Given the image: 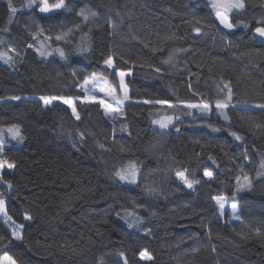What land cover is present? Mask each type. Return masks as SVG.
I'll return each instance as SVG.
<instances>
[{
    "label": "trees",
    "instance_id": "trees-1",
    "mask_svg": "<svg viewBox=\"0 0 264 264\" xmlns=\"http://www.w3.org/2000/svg\"><path fill=\"white\" fill-rule=\"evenodd\" d=\"M65 3L70 10L44 14L39 0H0V130L18 126L24 139L0 153L14 164L3 171L12 188L0 183V198L24 225L16 240L0 219V260L264 264V44L254 37L264 0H243L230 15L232 32L210 0ZM62 32L69 35L56 41ZM110 57L114 71L105 67ZM118 72H131V97L110 121L79 87L95 74L120 94ZM225 84L232 98L217 109ZM41 97L75 99L80 119ZM202 101L212 106L206 114L188 107ZM162 117L176 122L153 123ZM130 165L134 184L116 176ZM185 170L199 181L190 189L176 175ZM218 200L239 206L237 224L222 220ZM145 250L152 259H140Z\"/></svg>",
    "mask_w": 264,
    "mask_h": 264
},
{
    "label": "snow or ice",
    "instance_id": "snow-or-ice-1",
    "mask_svg": "<svg viewBox=\"0 0 264 264\" xmlns=\"http://www.w3.org/2000/svg\"><path fill=\"white\" fill-rule=\"evenodd\" d=\"M36 3V0H29V7H31L32 4ZM214 8L217 9L216 11V15L220 18V23L224 25L225 28L228 29H232L234 27V25L228 20L227 16L225 14H223L221 12V8L227 7V8H243L244 7V3L243 0H233V2L227 4L226 6L224 4L221 3H213L212 5ZM9 7L11 8L12 13L16 12V9L14 7L11 6V4L9 5ZM60 9H68V6L65 3V0H58V2L49 4V0H39V11L41 13H48V12H52L54 10H60ZM92 16H95L96 13L95 12H91L90 13ZM80 15L83 17V19L85 21H87L89 19V15L86 14L84 12V10H81ZM246 26V25H245ZM195 31L197 33H199L201 31V29L199 27L195 28ZM255 31L257 33H259L260 36L264 37V27H257L255 29ZM69 35V33H58L55 35L54 39L56 41H64L65 38ZM46 39L48 40H52L53 37L49 36L46 37ZM31 47V45H30ZM57 51L59 52V55L62 58H66L65 57V52L62 48L57 49ZM45 53H41V55H44ZM0 58H4V54L0 53ZM172 59V57H169V61L166 62H170ZM106 65L108 67H112L113 66V60L110 57L109 59H107L105 61ZM155 71L159 72L160 69L156 68ZM129 73H125V72H119L118 75L120 77V81H119V86L122 89L123 95L122 97L115 95L114 91L112 93V100L117 102V105L119 104H123L125 100L128 99L127 96V86L124 84V77L126 75H128ZM93 77H95V74H93ZM89 83L88 79L84 80V85H87ZM96 87L95 82H93V89ZM224 88L228 89L227 94H226V99L225 100H217L215 103V107L217 109H225L228 107V103L227 101H230L232 96H231V89L229 87L228 84L224 85ZM86 92L91 91L92 89H88L85 88L84 89ZM103 91V89H101ZM12 99H20L19 97H12ZM41 99L44 101L45 104L49 103L51 100H55V99H64L63 97H41ZM86 100H91V101H95L96 100V96H87L85 97ZM64 103L69 104L70 107H72V111L73 114H76V109L75 107H73L71 105V102L67 99H64ZM99 103L103 104L105 109L110 112V113H118L119 112V107H114L113 104L108 103L105 104L103 100H100ZM156 104H168V101L166 100H157L155 101ZM172 105L169 104V107H171ZM189 108H199L202 112L204 111H210L211 110V105L208 102L202 101L200 104H188ZM258 107L260 108H264V105H258ZM77 119H79V116H76ZM115 118V117H113ZM227 119V117H225ZM172 118L171 117H162L159 120L153 121V123L158 124L161 128H167L169 126V124L171 123ZM9 132L13 133L15 138H19L21 141L23 139V137L20 135V129L18 126H13V128L9 129ZM233 135H235V133H233ZM235 138L237 140L241 139L240 136L235 135ZM4 143V140L2 138V136H0V153H2L3 148L2 145ZM5 161L0 160V169H3L5 167ZM7 167L8 168H13L14 164L12 163H7ZM261 169H264V162L261 163ZM186 171H178L176 173V175L183 181V183L188 187V188H192L194 183H199L198 180H190L188 178V176L186 175ZM136 175H137V170L135 168L134 165H130L128 168L125 169H121L119 171L116 172V176H118L121 180H130L131 182H135L136 180ZM204 175L211 178L212 177V172L208 171L207 169L204 171ZM258 175H260V173H258ZM244 180L246 182H248L250 184V178L248 176L244 177ZM238 182H239V178H238ZM7 183V182H6ZM9 187H11V184H8ZM217 203L219 204L220 209L222 210L225 206V202L224 201H217ZM5 205V201L3 199H0V212L5 211L4 208ZM232 209H233V213L235 214V210L237 208V205L235 203H233L231 205ZM127 215L129 216H134V213H127ZM10 219V218H9ZM25 219H30V217H25ZM130 227L132 226L131 224L129 225ZM19 227L23 228L24 225H20ZM20 237H17V239H19ZM141 258H145V259H152V257L150 255H148L147 251L145 250L144 252H142L141 254ZM6 259H11L10 257H5ZM124 264H127V260L125 259Z\"/></svg>",
    "mask_w": 264,
    "mask_h": 264
},
{
    "label": "rangeland",
    "instance_id": "rangeland-1",
    "mask_svg": "<svg viewBox=\"0 0 264 264\" xmlns=\"http://www.w3.org/2000/svg\"><path fill=\"white\" fill-rule=\"evenodd\" d=\"M210 2H211L212 5H213V3H221V4H224L226 6L227 4L233 2V0H210ZM214 9H215V11H217L216 8H214ZM235 9H239V8H227V7H224V8H221V12L223 14H225L227 16L228 20L231 22L230 15L233 13V11ZM55 11H59V10H54L52 12H55ZM52 12H48V13H44V14H50ZM216 17H217L218 21L220 22V18L217 15H216ZM226 29L229 32H232L234 27L232 29H228V28H226ZM105 67L108 68L111 71L115 70L114 63H113L112 67H108L107 65H105ZM125 73H129L128 75H126L124 77V84L127 86L128 99L125 100L123 104L117 105V102L112 100V98H111L113 91H114L115 95L122 97L123 92H122L121 87H120V94H118L116 92V90L113 88V86L110 84V82L108 80L104 79V78L97 77V76H95V77L90 76L89 78H87L89 80V83L87 85H84V82H83L81 84V86L79 87V90L84 94V101H91V100H86L85 97L94 95V96H96V100L94 102H99L100 100H103L105 104L111 103V104H113L114 107H117V106L119 107V112L118 113H110V112H108L105 109L104 105L102 104L103 107H104L106 116H107V118L110 121H115L118 117H120L122 115L123 106L126 103L130 102L131 91H130V87L128 85V81L131 78V72H125ZM118 78H119V81H120L119 75H118ZM93 82H95V84H96V87L94 89H93ZM85 88L92 89V90L86 92L84 90ZM101 89H103V91ZM64 99L69 100L71 102V105L73 107H75V109H76V100L75 99H71V98H64ZM64 99L51 100L49 103H47V105H51L52 103H57V102L65 104L71 110V112L73 114L72 107H70L69 104L64 103ZM195 110L198 111L199 114H206V112H207V111L202 112L198 108H196ZM77 115L78 114H77V111H76V114L75 115L73 114V116L76 118ZM113 117H115V118H113ZM79 119H77V120H79ZM175 122H176V120L174 118H172V121H171V123L169 125H172ZM9 129H11V128H5V129L0 130V136H2V138L4 140L2 148L4 146H6L8 143H11V145H13V146L21 147L23 145L24 139H22V141H21L19 138H15L13 133L9 132ZM19 129H20V135L22 136L21 128H19ZM128 167L129 166H127L126 168H128ZM5 168H8L6 164H5V167L3 169H0V172H3ZM136 170H137V168H136ZM209 179H211V178H209ZM2 181L6 184L8 189L12 188V186L11 187L8 186V184H10V183H8V182L6 183V181H4L3 179H2ZM122 181L124 183H127V184L137 183V181H138V170H137V175H136L135 182H131L130 180H122ZM4 193H6V192L4 191ZM0 199H2V198H0ZM219 201H224L225 202V206H224V208L222 210L220 209L219 204H218V212H219V215L221 216L222 220L225 223L229 222L230 224H237L240 221L239 206L236 204L237 208H236L235 214H234L233 213V209L231 207V205L233 204L232 202H230L229 200H219ZM4 208H5V211L0 212V219L3 220L7 224V226L12 230L15 239L16 240H20L21 236L23 234L24 227L23 228L19 227L21 224L19 222H17L16 220H14L12 217L9 216L8 211H7L6 201H5ZM227 216H229V217L227 218ZM17 237H20V238L17 239ZM140 259L144 260V261H148L149 260V259L141 258V256H140ZM0 264H16V263L12 259H2V260H0Z\"/></svg>",
    "mask_w": 264,
    "mask_h": 264
},
{
    "label": "crops",
    "instance_id": "crops-1",
    "mask_svg": "<svg viewBox=\"0 0 264 264\" xmlns=\"http://www.w3.org/2000/svg\"><path fill=\"white\" fill-rule=\"evenodd\" d=\"M5 169H7L8 171H12L13 170V168H5ZM2 174H3V172H0V183L7 190V192H9L10 189H8L6 184L2 181ZM1 193H2V190L0 189V195H1ZM3 259H6V258L4 257Z\"/></svg>",
    "mask_w": 264,
    "mask_h": 264
},
{
    "label": "water",
    "instance_id": "water-1",
    "mask_svg": "<svg viewBox=\"0 0 264 264\" xmlns=\"http://www.w3.org/2000/svg\"><path fill=\"white\" fill-rule=\"evenodd\" d=\"M254 37L261 43L264 44V37L260 36L259 33H257L256 31H254Z\"/></svg>",
    "mask_w": 264,
    "mask_h": 264
}]
</instances>
